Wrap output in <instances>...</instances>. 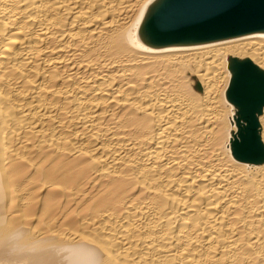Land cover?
<instances>
[{
  "label": "bare ground",
  "instance_id": "obj_1",
  "mask_svg": "<svg viewBox=\"0 0 264 264\" xmlns=\"http://www.w3.org/2000/svg\"><path fill=\"white\" fill-rule=\"evenodd\" d=\"M163 2L0 0V264H264V29L164 41Z\"/></svg>",
  "mask_w": 264,
  "mask_h": 264
},
{
  "label": "water",
  "instance_id": "obj_2",
  "mask_svg": "<svg viewBox=\"0 0 264 264\" xmlns=\"http://www.w3.org/2000/svg\"><path fill=\"white\" fill-rule=\"evenodd\" d=\"M153 37L164 41H199L264 29V0H164L149 23ZM230 89L244 119L251 120L261 104L258 72L246 61L236 62Z\"/></svg>",
  "mask_w": 264,
  "mask_h": 264
},
{
  "label": "rangeland",
  "instance_id": "obj_3",
  "mask_svg": "<svg viewBox=\"0 0 264 264\" xmlns=\"http://www.w3.org/2000/svg\"><path fill=\"white\" fill-rule=\"evenodd\" d=\"M245 139H246V141L248 142V140L251 139V138L247 137V138H245ZM252 141H253V140H252ZM240 143H245V140H244V142H241V141H240ZM252 143H254V142H252ZM242 146H243V144L241 145V147L236 145V148H235V149H237L238 152H240V148H241V152H242L241 154L244 155V154L247 153V151H245L246 149H245V150L243 149V151H242ZM248 155H249V153H248Z\"/></svg>",
  "mask_w": 264,
  "mask_h": 264
}]
</instances>
